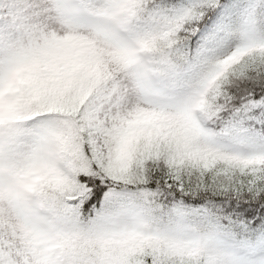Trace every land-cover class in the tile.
Segmentation results:
<instances>
[{
	"label": "snow or ice",
	"instance_id": "1",
	"mask_svg": "<svg viewBox=\"0 0 264 264\" xmlns=\"http://www.w3.org/2000/svg\"><path fill=\"white\" fill-rule=\"evenodd\" d=\"M0 264H264V0H0Z\"/></svg>",
	"mask_w": 264,
	"mask_h": 264
}]
</instances>
